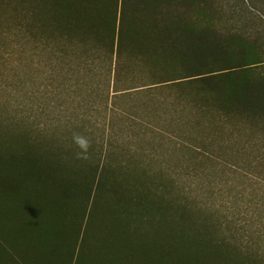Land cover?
Returning a JSON list of instances; mask_svg holds the SVG:
<instances>
[{
	"label": "trees",
	"instance_id": "16d2710c",
	"mask_svg": "<svg viewBox=\"0 0 264 264\" xmlns=\"http://www.w3.org/2000/svg\"><path fill=\"white\" fill-rule=\"evenodd\" d=\"M1 19L59 104L0 103V264H264L249 0H0Z\"/></svg>",
	"mask_w": 264,
	"mask_h": 264
},
{
	"label": "rangeland",
	"instance_id": "374dc122",
	"mask_svg": "<svg viewBox=\"0 0 264 264\" xmlns=\"http://www.w3.org/2000/svg\"><path fill=\"white\" fill-rule=\"evenodd\" d=\"M249 1L251 3V0ZM254 12L255 14H258L255 10ZM237 16L239 17L238 14ZM255 19L256 16L255 18L252 17L253 21H255ZM12 23L13 20L11 19L0 20V31H3L5 27L11 28H6L7 30L3 31L5 34L3 36L0 35V103L5 102L10 98L12 104L14 99L13 96L18 92V89H23L22 93H28L26 94L27 97L24 96L26 99L25 104L27 106L29 104L33 105L34 103L40 104V106H46L48 103L50 108L56 106L59 104V102H57L58 96L55 93L52 95V84L49 79L44 76L41 69H39L41 72H38L36 69L38 68L37 65H32L33 62L31 61H33L34 58L29 52L32 49L33 44L30 41L25 43L19 41L16 35L18 29L12 27ZM251 25H254L255 30L258 28L257 26H264L262 22L258 21V19L256 23H252ZM34 60L36 61L37 59L35 58ZM20 61L22 63L21 65ZM20 67H22V69H20ZM27 67H30V69ZM24 68L28 69V71L26 72ZM47 91L51 97L42 96L44 92ZM34 92L37 96H40L39 100L30 99L32 98L31 93ZM28 99H30V101Z\"/></svg>",
	"mask_w": 264,
	"mask_h": 264
},
{
	"label": "crops",
	"instance_id": "0c3cea01",
	"mask_svg": "<svg viewBox=\"0 0 264 264\" xmlns=\"http://www.w3.org/2000/svg\"><path fill=\"white\" fill-rule=\"evenodd\" d=\"M252 8L264 17V0H251Z\"/></svg>",
	"mask_w": 264,
	"mask_h": 264
}]
</instances>
